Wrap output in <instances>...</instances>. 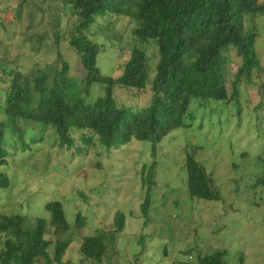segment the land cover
<instances>
[{"label": "rangeland", "instance_id": "374dc122", "mask_svg": "<svg viewBox=\"0 0 264 264\" xmlns=\"http://www.w3.org/2000/svg\"><path fill=\"white\" fill-rule=\"evenodd\" d=\"M0 19V120L7 119L9 74L54 63L58 46L77 89L82 86L86 74L69 45L77 16L65 0H0ZM136 27L123 17L98 19L92 33L103 46L98 67L104 76L118 78L123 73L131 50L139 44ZM248 28L259 35L257 50L264 67L263 18L249 21ZM55 31L60 32V45ZM147 52L153 77L158 52L153 44ZM240 63L230 52L227 79H233ZM255 80L241 88V114L233 105L231 110L220 104L198 109L189 126L173 130L156 147L134 140L107 149L97 137L92 145H82L76 132L80 145L62 150L53 128L45 133L42 128L30 130L25 146L8 136V163L0 171L8 176L10 187L0 189V214L35 222L49 218L47 203L61 202L71 231L63 264H91L81 261L83 237L97 229L113 230L118 212L125 215L126 227L115 258L110 251L104 264H198L199 254L216 250H227L230 264H264V109L256 111L264 75ZM105 94L104 85L94 84L90 99ZM115 97L119 105L134 109L146 108L152 100L150 95L121 88H115ZM192 152L214 178L220 201L190 196L186 164ZM148 198L146 217L142 205ZM79 216L86 223L84 229L77 228Z\"/></svg>", "mask_w": 264, "mask_h": 264}, {"label": "trees", "instance_id": "16d2710c", "mask_svg": "<svg viewBox=\"0 0 264 264\" xmlns=\"http://www.w3.org/2000/svg\"><path fill=\"white\" fill-rule=\"evenodd\" d=\"M65 2L77 16L69 45L86 76L77 89L78 84L70 76V65L59 46L54 63L35 65L28 72L15 69L9 74L10 84L4 100L7 119L0 120V167L8 163L11 140L8 136L24 145L27 134L34 128H42L44 133L55 129L62 150H71L80 144L92 145L94 137L107 149L134 140L148 141L156 147L173 130L189 126L198 109L220 104L231 110L233 105L241 114V88L255 84L256 75L260 79L264 75L257 50L259 35L254 28H248L249 21L259 17L264 20V0ZM108 17L127 18L137 25L134 33L139 44L131 50L130 59L118 78L102 74L98 58L103 46L95 41L96 35L92 33L98 19ZM54 34L60 45V32ZM149 44L158 52L153 77L149 73ZM230 52L241 61L233 79H227ZM94 84L105 86L104 97L90 99ZM115 88L150 95L151 103L149 100L148 107L136 109L119 105ZM259 92L258 112L264 109V81ZM194 104L196 109L192 110ZM76 132L80 133V144L74 137ZM186 166L192 198L216 202L222 199L214 178L197 161L194 152L188 154ZM152 172L153 168L150 187L154 180ZM9 187L8 176L0 171V189ZM150 204L148 198L142 205L146 217ZM45 210L49 218L35 222L21 215L0 214V264H63L71 235L66 212L59 201L47 203ZM76 225L79 229L86 227L82 216ZM114 226L113 230L97 229L93 235L83 237L79 248L82 262L104 264L110 251L112 259L115 258L119 235L126 227L123 213H116ZM48 235L54 239H48ZM198 264H230L228 251L199 254Z\"/></svg>", "mask_w": 264, "mask_h": 264}]
</instances>
